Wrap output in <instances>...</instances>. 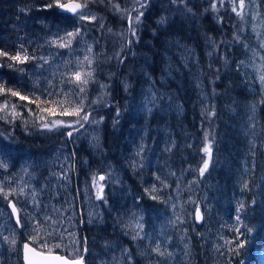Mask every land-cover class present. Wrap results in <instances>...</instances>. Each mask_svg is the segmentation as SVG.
<instances>
[{"label": "rangeland", "instance_id": "374dc122", "mask_svg": "<svg viewBox=\"0 0 264 264\" xmlns=\"http://www.w3.org/2000/svg\"><path fill=\"white\" fill-rule=\"evenodd\" d=\"M105 1L109 6L113 5L114 14L126 23L127 13H120L122 3ZM126 2L133 5L136 2L141 4L142 0ZM211 2L216 4V9L218 6L228 7L244 22L242 24L248 31L242 58L235 64L249 99L235 105L230 96L223 98L216 119H212L214 109H209L214 92L208 80H204L195 50L188 45L181 42L167 45L160 61L157 59L154 75L139 68L137 73L144 81L136 95L118 102L113 99L110 86L95 78L97 61L88 25L97 23L101 27L103 24V18L92 5H101L102 1L87 0V7L83 9L86 15L96 17L94 21L68 15L62 23H53V8L44 15L45 20L35 21L40 26L29 34L26 41L34 52L32 57L36 59L16 68H0V80L10 77L9 86L20 90L30 100H63L65 104L59 105L60 111L56 110L53 116L42 112L45 107L40 105L38 108L37 104H28L18 97L0 96V104L7 99L9 108L15 104L16 112L22 114L15 120L9 117L11 122L0 119L8 125L5 127L0 123V159L8 165L7 169H0V181L4 182L5 191L16 188L17 193L19 186L26 185L23 195L13 194L7 199L0 195V264L14 261L21 242H29V236L35 234L34 220H42L43 217H51L57 222L63 233V247L54 251L68 257L80 256L84 246L92 264H191L193 255L188 233H194L199 241L202 238L194 228L193 212L206 201L208 192L220 183L217 174L213 173L224 168L217 162L219 156L224 161L235 163L236 191L241 190L242 194L248 195L251 206H254L255 199L260 205L264 203V178H259L258 188L255 184L249 186L255 178L256 153L264 151V83L261 82V76H264V0H244L243 9L239 8V0H235L239 15L232 11L233 0H224L223 4L220 0ZM0 3L6 16L10 10L24 14L15 8V0H0ZM25 19L23 17L22 25L21 21L17 24L20 28L24 27ZM77 27L81 28V35L73 39L70 47L60 48L51 44L53 39L75 31ZM127 27L130 30L129 24ZM243 39V35L238 38L239 41ZM117 40L116 60L123 52L121 42H128L126 30H120ZM209 43L206 60H226L221 54L218 56L220 47L217 43L213 39ZM212 49L216 52L215 60ZM86 56L92 60L91 65L85 61ZM77 71L92 72L87 85L69 82L68 78ZM81 87L85 88L83 94L79 93ZM46 92L53 95L46 96ZM80 101H83L84 112L91 113L90 122L72 138L66 135L68 129L49 131L40 127L42 122L77 119L61 116L60 112L63 107L71 109L79 105ZM104 105L114 109L116 115L125 114L129 121L115 161L105 163L101 168L100 175H104L105 180L99 183L103 185L106 202L96 198L98 185L93 186L92 175L73 180L74 176L88 170L87 160L78 157L80 143L91 147L93 152L99 145V115L102 113L98 108ZM155 107H161V111L158 110L156 118L150 121ZM186 110L188 113L185 114ZM3 115L0 112V116ZM40 117L45 119L42 121ZM212 122H219L220 127L230 123L228 126L235 139L226 148L223 143L227 139L215 135L216 125ZM40 131H46V134H40ZM32 132L35 135L32 136ZM209 142L211 152L222 143L224 149L217 153L218 157L212 154L209 159L208 154L202 151ZM234 144L237 149L232 147ZM202 156L209 159V167L203 176L199 172L204 162L200 159ZM210 164L213 167L210 168ZM224 165L225 172H229L227 164ZM153 188L157 191L152 192ZM33 190L39 201L36 206L32 199ZM151 195L159 199L153 200ZM9 201L15 204L24 227L13 222L6 206ZM104 215L109 222L107 229L111 230L113 237L105 230L87 239L79 236L80 227L98 223ZM43 229L52 230L46 223ZM13 239L15 244L11 243ZM56 242L60 241H52ZM31 245L39 249L37 243ZM157 245L165 253L163 256L154 251ZM257 264H264V248L260 250Z\"/></svg>", "mask_w": 264, "mask_h": 264}, {"label": "trees", "instance_id": "16d2710c", "mask_svg": "<svg viewBox=\"0 0 264 264\" xmlns=\"http://www.w3.org/2000/svg\"><path fill=\"white\" fill-rule=\"evenodd\" d=\"M101 1V5H92L103 18V24L99 27L97 23H89L88 26L91 31L90 37L93 41V50L97 61L95 78L110 86L113 99L123 102L134 97L138 87L144 81L142 75L137 73L138 69L141 68L140 70H145L154 75L157 59L160 61L166 46L173 42L184 43L195 50L204 80L206 82L208 80V85L211 86L214 92V99L211 100L212 103L209 107L210 110L214 109L212 119L219 116V107L223 98L230 96L235 105L249 99L246 95L244 83L241 82V77H239V69L235 64L236 61L242 58L241 51H243L244 42L247 40L248 31L246 32V28L242 24L244 22L236 14L229 11L228 7L218 6L217 9L213 10L211 0H147L146 3H144L145 0H142L143 7L139 6L141 4L137 2L132 5L127 2L124 3L126 0H112V3H122L121 15L130 11L129 16L133 21H135L138 12H143L140 22L138 24L133 23L136 33L133 36L129 27L125 28V20L114 14L113 5L109 6L105 0H98L99 3ZM15 2L16 7H14L24 11V14H15L14 11L12 13L10 10L9 14L7 13L8 16H6L5 13L3 14L0 3V48L14 54L23 45L24 49L27 50V54L32 57L34 52L26 39L32 31L40 26L35 21L45 20L44 15L49 13L50 9L45 10L43 6L50 1L15 0ZM53 9L55 10L51 11L54 12L52 14L53 23L65 21L68 15L57 12L55 7ZM22 15L26 19L24 27L20 28L17 24L21 21L22 25ZM155 20L158 22H155ZM120 30H126L128 42H121L124 40H120L123 52L116 60L119 47L117 35ZM242 35L244 39L239 41L238 38ZM212 39L217 43L218 48L220 47L218 56L221 54L226 60H222V62H218V59H216L217 62L206 60L205 55L209 50V41H212ZM130 40L132 43H129ZM212 54L215 60L216 52L214 49H212ZM0 63H4V61L0 59ZM4 67H7L6 64ZM8 80H10V77L3 81L0 80V84H3L5 88H12L9 86ZM40 101L41 107H55L56 110H59L58 104H48L43 103V100ZM184 106L186 108L185 104ZM98 109L102 113L99 115L100 117H103L106 113H112H110L111 115H104L103 120H101L99 125L100 141L94 152L91 147H84L80 143L78 157L87 160L86 168L88 170L82 175L74 176V181H78L81 177L98 176L103 164L110 161L114 162V157L120 150L128 130L129 121L126 119L125 114H114V109L108 105ZM158 110L160 112L161 107L153 108L150 121L156 118L159 113ZM186 113H188L187 110ZM115 117L117 118L116 121L114 120ZM0 123L3 122L0 120ZM212 123L216 125L215 135L227 139L223 143L226 148V145L235 139V135L231 134L230 126H228L230 123L228 122L229 124H224L222 127L219 126V122ZM2 125L8 127L6 123ZM40 134H46V131H40ZM33 135L35 133L32 132ZM223 145L219 143V147L214 149L211 155H216L218 152L220 154L224 149ZM234 146L236 148L235 144L232 145V147ZM222 158L219 156L217 162H219L220 167L224 168H221L219 172H213L217 174L220 183L216 189L208 192L206 201L199 205L203 219L200 220V223H196L194 220V228L201 234L202 238L199 241L194 233H188L193 255L191 264H240L241 261H243V264H257L260 250L264 248V203L260 205L255 199L254 206H251V201L248 200L249 196L242 194L241 190L236 191L237 188L234 185V182H236L234 181L235 163L224 161ZM200 159L205 160L207 156H202ZM224 164H227L226 167L229 172H225ZM255 165L257 167L255 168L256 173L253 175L255 178L249 186L253 187L255 184L258 188L259 178H264L263 150L257 151ZM211 167H213L212 164H210ZM241 203L245 205V211L241 215L243 224L247 228L253 229V231L247 234V239L250 242L246 248L241 251L239 256H235L229 251L230 248L235 246V242L232 244L227 242L234 241L236 236L234 229L239 226L235 220L236 209ZM102 218L98 223L91 224V226L80 227L79 236L82 239H87L103 233L102 231L105 230L107 234L113 237L111 230L108 231L107 229L109 223L107 216L104 215ZM83 259L84 264H92L87 252H85ZM6 264H21L20 248L16 250L14 261Z\"/></svg>", "mask_w": 264, "mask_h": 264}, {"label": "snow or ice", "instance_id": "6c2138e0", "mask_svg": "<svg viewBox=\"0 0 264 264\" xmlns=\"http://www.w3.org/2000/svg\"><path fill=\"white\" fill-rule=\"evenodd\" d=\"M221 4H223L224 0H220ZM144 5H141L143 7ZM57 8L60 10L61 14H71L72 16L84 20V21H94L96 20V17L94 15H86L83 11L84 8L87 7V0H85L84 3H79L77 0H67V2H63V0H51V2H47L44 4L43 8L51 9V8ZM244 7V0H239V8L243 9ZM213 10L216 9V4H212ZM138 11V10H137ZM232 11L237 12V5L235 3V0H233L232 4ZM239 15L240 13L237 12ZM143 15V12H139V15L135 17V21L133 22L131 16H129V26L130 30L133 36H135V28L132 26L133 23L138 24L140 22V18ZM81 35V28L77 27L75 31H69L66 32L64 36H58L56 39H53L51 41V44L56 45L60 48H67L70 47L72 44L73 39L79 37ZM129 43H132L130 40ZM89 52H91V46H89ZM0 59L4 61V63H0V68H3L5 64L9 68H16L18 65L25 64L29 61V59H36V57H30L27 54V50L24 49L23 45H21L16 52L10 53L8 51H5L3 48H0ZM43 59V58H40ZM85 61L91 65L92 60L89 59L87 56L84 58ZM47 63V61H44ZM83 63V62H81ZM20 71H23V69H19ZM82 77H87L83 78ZM92 77V72H74L71 74V76L68 78L69 82H76L81 83L83 85L88 84V78ZM261 82L264 83V76H261ZM85 92V88L81 87L79 89V93L83 94ZM46 96H52L53 93L46 92ZM68 95V94H64ZM0 96H11V97H18L22 101H27L28 104H37V107L39 108V105L41 101L39 98L30 100L27 95H22L20 90H14L12 88H5L3 84H0ZM43 103L48 104H58L63 106L65 104V101H55V100H47L43 101ZM68 103H73L72 101H68ZM24 107H27V104L24 105ZM17 105L12 104L11 108H9V100L5 99L3 104H0V112H3L4 115L0 116V119H3L7 122H11V120H15L17 117L21 116V113L16 112ZM31 112V109H29ZM42 112L48 113L49 115H56V108L55 107H45L41 109ZM119 115V113H117ZM61 116H71V117H77V119L72 121H64V120H52L50 122H42L40 127L43 129H47L49 131L53 129L58 128H65L68 129L66 132V135L68 138H72L75 133H77L80 129L84 128L86 123L90 122V116L91 113L84 112L83 108V101H80L79 105L72 107L69 109V107H63V110L60 112ZM9 117H11V120H9ZM40 119L43 121L45 118L40 117ZM101 120H103V117H101ZM92 123H98V121H91ZM206 140H207V134H206ZM211 144L206 143L202 151L206 154H208L209 159L211 157ZM209 159H205L203 162L202 167H200L199 172L200 175L203 176L205 171L209 167ZM8 165L5 163L2 159H0V169H7ZM93 186L98 185L97 195L96 198L99 200H105L103 196V185L100 184V181L105 180L104 175L100 176H93ZM3 181H0V195H3L5 199L9 197V195L13 194H19L23 195L25 193V186H19V192L17 193L16 188H11L8 191H5L3 187ZM246 187V185H245ZM146 192H148V189H145ZM157 191L155 188L152 189V192ZM32 199L34 206L38 205L39 201L36 200V193L33 190L32 191ZM151 199L157 200L159 199L156 195H151ZM106 202V200H105ZM9 205L12 210V214L16 216L15 223L19 227H24V224L21 223L19 212L12 201H9ZM175 208V205H173ZM245 211V205L241 203L239 207H237L236 212L237 215L235 217V220L237 224L239 225L237 228L234 229L236 236L234 237V241H228L227 243L232 244L235 242V246L233 248H230L229 251L233 253L235 256H239L241 254V251L246 248L247 244L250 242L247 239V234L251 233L253 229L247 228L246 225L243 224V221L241 219V215ZM194 219L197 221H200L203 219L202 213L200 211L199 206L195 208V216ZM180 218L177 217V221H179ZM48 224V226L52 229L51 231L44 230L43 225ZM139 227H143L142 225H139ZM34 235H30L28 240L29 242H26L23 245L24 248V260L25 264H84L83 256H74V258L69 259L68 256L60 255L58 252L54 251V249H62V241H63V233L59 230L57 227V222L55 220H52L51 217H43L41 219H35L34 220V226H33ZM7 239V237H5ZM135 239V237H134ZM52 241H60L56 243H52ZM12 244H15V239L11 240ZM32 243H37L39 246V251L37 248L31 247ZM86 251V249H85ZM155 252H157L159 255L163 256L165 253L160 250L159 245L154 249ZM69 255H73L72 253H69ZM129 259L131 257L129 256ZM240 264H243V261L240 262Z\"/></svg>", "mask_w": 264, "mask_h": 264}, {"label": "water", "instance_id": "95a60500", "mask_svg": "<svg viewBox=\"0 0 264 264\" xmlns=\"http://www.w3.org/2000/svg\"><path fill=\"white\" fill-rule=\"evenodd\" d=\"M63 2H67V0H65V1H63ZM77 2H79V3H82L81 1H79V0H77ZM147 2V0H145L144 1V3H146ZM56 11L57 12H60V10L59 9H57L56 8ZM61 13V12H60ZM66 15H69V16H72L71 14H66ZM129 15H130V11L127 13V16H126V25L128 26V24H129ZM98 176H100V174L98 175ZM97 176V177H98ZM6 206H7V208H8V210H9V212H10V215H11V217H12V219H13V221L15 222V220H16V216L14 215V214H12V210H11V207H10V205H9V202H7V204H6ZM194 216H195V212H194ZM195 220V219H194ZM195 222L196 223H200V221H197V220H195ZM26 243V241H23L22 243H21V246H20V260H21V264H25V260H24V248H23V245ZM31 247H34V246H32L31 245ZM35 248V247H34ZM38 251H39V249H37ZM84 254H85V249L84 248H82V253H81V255L80 256H84ZM60 255H63V254H60ZM66 256V255H65ZM69 259H72V258H70V257H68Z\"/></svg>", "mask_w": 264, "mask_h": 264}, {"label": "bare ground", "instance_id": "6f19581e", "mask_svg": "<svg viewBox=\"0 0 264 264\" xmlns=\"http://www.w3.org/2000/svg\"><path fill=\"white\" fill-rule=\"evenodd\" d=\"M27 242V241H26ZM33 246V245H32Z\"/></svg>", "mask_w": 264, "mask_h": 264}]
</instances>
